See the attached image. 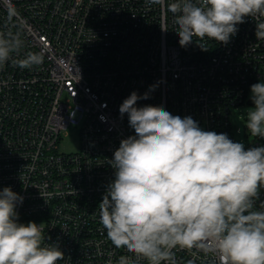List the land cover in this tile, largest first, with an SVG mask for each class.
Returning <instances> with one entry per match:
<instances>
[{"label": "built area", "instance_id": "built-area-1", "mask_svg": "<svg viewBox=\"0 0 264 264\" xmlns=\"http://www.w3.org/2000/svg\"><path fill=\"white\" fill-rule=\"evenodd\" d=\"M245 19L228 44L206 40L205 51L195 39L181 47L171 13L146 0H0V30L20 32L24 50L42 55L30 69L0 66V189L24 197L20 222L41 224L47 242L59 243L65 259L58 264H107L126 254L107 239L98 204L114 179L109 160L134 135L119 111L131 92L142 96L157 85L137 106L191 116L243 143L232 107L264 80V41ZM72 124L79 146L64 152ZM261 145L255 137L245 148ZM174 251L177 264H215L211 252Z\"/></svg>", "mask_w": 264, "mask_h": 264}, {"label": "clouds", "instance_id": "clouds-1", "mask_svg": "<svg viewBox=\"0 0 264 264\" xmlns=\"http://www.w3.org/2000/svg\"><path fill=\"white\" fill-rule=\"evenodd\" d=\"M171 13L181 47L195 39L228 44L246 17L264 41V0H146ZM162 31H167L161 25ZM20 32L0 30V66L22 69L42 62L25 51ZM136 91L119 106L134 135L123 138L109 165L111 180L98 204L107 239L125 250L107 264H177L176 249L211 252L215 264H264V145L245 148L227 133L203 130L191 116L173 115L162 106H137ZM253 106L245 127L264 138V80L250 86ZM24 197L10 186L0 189V264H58L59 243H49L41 224L22 223L17 204ZM193 264V261H188Z\"/></svg>", "mask_w": 264, "mask_h": 264}, {"label": "rangeland", "instance_id": "rangeland-1", "mask_svg": "<svg viewBox=\"0 0 264 264\" xmlns=\"http://www.w3.org/2000/svg\"><path fill=\"white\" fill-rule=\"evenodd\" d=\"M250 97V92H249ZM249 100V98H248ZM246 100L243 104L239 106L232 107L231 122L234 127V134L236 139H242L245 146L251 145L254 141L253 136L248 135L247 129L245 127L246 116L245 113L248 107L253 106L251 102ZM203 130H205L203 125H199ZM79 125L72 124L68 129V134L64 136L60 143V149L64 152H72L78 149V139H79ZM240 130V132H238Z\"/></svg>", "mask_w": 264, "mask_h": 264}]
</instances>
